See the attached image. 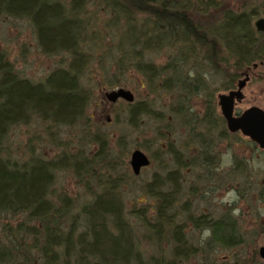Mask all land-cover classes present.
I'll list each match as a JSON object with an SVG mask.
<instances>
[{"label":"trees","instance_id":"trees-1","mask_svg":"<svg viewBox=\"0 0 264 264\" xmlns=\"http://www.w3.org/2000/svg\"><path fill=\"white\" fill-rule=\"evenodd\" d=\"M83 1L71 0L67 6L62 0H0V17L29 20L44 53L70 55L66 67L58 66L42 80L33 81L17 73L6 54L0 51V146L13 126L40 119L59 127L80 125L81 139L88 138L89 143L97 147L90 149L89 154L78 148L53 159L32 157L22 163L11 161L0 148V218L2 215L24 218L14 226H2L3 232L6 231L0 239V264H180L193 255L204 256L216 244L227 247L233 244L234 237L238 242V235L234 234L237 224L226 219L227 214L218 219L205 214L191 219L195 229L212 232L195 250L187 242L183 224L173 225L170 232L168 227L176 217V212H171L176 195L172 190H162L166 178L154 177L151 185L145 186V192L155 198L152 207L144 204L129 211L140 220L146 233L140 235L127 217L120 189L127 183L128 176H111L122 163L123 152L111 153L108 138L98 130L92 131L93 123L86 113L90 97L81 78L89 55L83 46L93 41L94 32L87 34L85 19L80 14L84 9ZM235 1V8L222 9L217 24L204 28L192 18L190 8L181 0L112 1V12L117 18L124 6L130 12L142 13L151 19L147 29L140 30L143 52L168 45L178 47L180 57L170 55L164 65L135 61L134 68L150 81L169 71L161 87H166L165 92L179 88L180 94L173 98L170 107L189 118L187 128L204 127L198 134L190 131L194 133V143L203 148L204 154L208 141L212 140L206 139V135L217 125V120L209 109L201 118L195 117L191 107L185 104L187 100L183 102L185 97L181 94H195L204 80L196 72L194 76L190 72L183 74L182 67L195 53H202L201 59L208 63L207 67L231 79L242 76L243 72L249 74L257 67L264 68V31L253 27L258 11L249 5L250 0ZM131 27L127 28L129 35L136 30ZM133 35L136 42L137 35ZM126 55L133 57L132 51H122V56ZM217 57L223 63L219 69L213 66L216 62L213 59ZM227 57L234 61L231 74L225 69L230 67ZM118 62L123 65L121 58ZM121 71L119 67L112 74L111 84L120 81ZM155 111L152 103L146 101L127 102V123L135 128L142 117L160 118L161 112ZM204 130L205 134L200 135ZM65 169H72L78 182L91 194L90 199L80 205L78 213L73 212L77 203L71 196L64 190L54 191L56 172ZM142 238L159 247L170 241L172 260L154 258L145 263Z\"/></svg>","mask_w":264,"mask_h":264},{"label":"rangeland","instance_id":"rangeland-1","mask_svg":"<svg viewBox=\"0 0 264 264\" xmlns=\"http://www.w3.org/2000/svg\"><path fill=\"white\" fill-rule=\"evenodd\" d=\"M62 1L67 6L71 2V0ZM112 1H83L84 9L80 14L85 19L87 34L94 32V39L83 46V50L89 55V62L85 67L81 83L90 97L86 113L90 117V123H93L92 131L98 130L105 134L112 148V154L123 152L122 163L111 172V176L113 178L124 174L128 176L127 183L120 189L127 217L137 227L140 235L146 233L140 220L130 215L129 211L144 204L152 207L155 198L145 192V186L151 185L154 177L159 180L166 178L162 190L167 192L172 190L176 195L171 209V212H176V217L168 227L170 232L173 225L185 224L188 216L205 214L213 217L229 211L238 220L240 233L246 238V243L243 245L232 248L214 247L204 256L199 253L183 260L180 264H208V262L225 264L235 258H246L250 253L254 257L259 246L264 244V153H260L255 144L241 133L232 134L227 130L225 122L221 120L217 104V95L226 93L242 76L231 79L226 74H219L216 69L207 67L208 63L201 59L202 53H195L182 67L183 74L190 72L194 76L196 72L204 80L200 93L181 94L182 98L185 97L183 102L187 100L185 104L191 107L195 117L201 118L209 109L217 120V125L209 129L210 134L206 135V139H212L211 147L219 161L211 168L204 166L205 164L197 165L191 157L196 152L195 148L199 149L200 145L193 142L192 136L204 127L200 125L201 127L194 128L195 130L187 128L189 118L182 117L173 110L174 107H170L174 102L173 98H177L180 93L178 87L168 92L164 91L166 87L162 89L161 84L169 75V71L158 79L150 81L134 68L133 63L136 61L151 62L156 66L164 65L168 57L169 59L172 56L180 57L177 52L178 47L168 45L151 52H143L140 30L147 29L151 19L142 13L130 12L122 5L121 16L117 18V14L112 12ZM181 2L190 8V15L203 28L215 22L217 24L225 6L231 8L237 6L235 0H181ZM249 5L258 11L253 19L255 28L254 21L258 17L264 18V0H250ZM128 27L136 30L129 35ZM135 33L138 38L136 42L133 35ZM219 47L217 44L216 50L219 51ZM127 50L132 51V58L127 55L122 56V51ZM0 51L6 54L17 73L33 81L42 80L58 66L66 67L70 59L67 53H44L38 45L30 21L8 16L0 17ZM120 58L123 61L122 66L118 62ZM227 59L230 67L225 69L231 74L234 61L228 57ZM214 60L215 68L223 66L218 57ZM119 67L123 70L122 73L120 72V81L111 84L112 74L118 71ZM249 75V80L243 89L244 98L236 105V111H242L253 105L264 109L263 66L250 71ZM233 79H235L234 83H232ZM118 87L131 90L135 101L152 103L153 110H156L157 114L161 112L160 118L142 117L137 127L129 126L126 120L127 102L118 99L112 103L105 97V92ZM80 128V125L59 127L42 122L40 119H33L28 124L13 126L3 139L0 148L4 156L18 163L32 157L49 160L67 151L75 152L78 148L89 154L90 149L96 150L97 147L95 144H90L88 138L81 139ZM219 135L222 136L221 139H218ZM134 149L142 150L150 159V164L143 167L138 175L133 174L129 164L130 153ZM90 184L96 189L93 181ZM212 186L215 187L214 190ZM62 190L76 201L74 213L80 211V205L89 200L91 195L78 182L72 169L56 172L54 191L57 193ZM200 195L204 198L200 199ZM1 217L0 239L6 231L3 232L2 226L11 227L17 221L24 219L22 216L11 218L2 215ZM183 230L188 244L194 250L198 249L202 240L208 235L207 231L201 234L197 229L187 226H183ZM172 247L170 241L159 247L142 238L144 262H152L154 258L159 261L161 259L171 261Z\"/></svg>","mask_w":264,"mask_h":264},{"label":"water","instance_id":"water-1","mask_svg":"<svg viewBox=\"0 0 264 264\" xmlns=\"http://www.w3.org/2000/svg\"><path fill=\"white\" fill-rule=\"evenodd\" d=\"M254 26L256 30L264 31V18L258 17L254 21ZM248 80L249 74L245 72L243 78L238 80L237 88L230 90L228 93L219 94L218 102L221 113L225 118L227 129L231 132L238 131L242 133L257 143L259 147L264 148V109L253 105L243 110L239 115L234 114L235 99L236 101L242 99V88ZM105 97L112 103L118 99H123L127 102L134 101L133 92L124 87H118L105 92ZM129 164L132 172L138 175L141 168L150 164V159L142 150L134 149L130 153ZM260 252L264 257V246L260 248Z\"/></svg>","mask_w":264,"mask_h":264},{"label":"flooded vegetation","instance_id":"flooded-vegetation-1","mask_svg":"<svg viewBox=\"0 0 264 264\" xmlns=\"http://www.w3.org/2000/svg\"><path fill=\"white\" fill-rule=\"evenodd\" d=\"M244 73L245 72H243V73H241L242 74V78H243V76H244ZM238 82V81H237ZM247 84V83H246ZM204 84H202V86H203ZM246 86V85H245ZM245 86L242 88V99L240 100V101H236V99H235V105H234V114L235 115H239L242 111H236L235 110V107H236V105L239 103V102H241L242 100H243V98H244V93H243V89L245 88ZM200 88H201V85H200ZM237 88V83L235 84V86H232L231 88H229L228 89V91L226 92V93H228L230 90H235ZM201 90V89H200ZM200 90H198V92H196L195 94H198V93H200ZM219 95V94H218ZM218 95H217V104H218V107H219V111H220V115H221V120L223 119V121L225 122V125H226V121H225V118L223 117V115H222V113H221V110H220V106H219V102H218ZM245 110V109H244ZM203 116V115H202ZM226 128H227V126H226ZM228 130V129H227ZM229 131V130H228ZM230 133H232V134H235V133H238V131L237 132H231V131H229ZM204 133V132H203ZM240 133V132H239ZM196 134H198L197 132H196ZM200 135L202 134V132H200L199 133ZM210 134V133H209ZM242 134V133H241ZM243 135V134H242ZM244 136V135H243ZM215 137V136H214ZM219 137V136H218ZM245 137H247V136H245ZM247 138H249V137H247ZM218 139H221V137H219ZM250 139V138H249ZM251 140V139H250ZM252 141V140H251ZM194 142V141H193ZM254 144H256L255 145V147H257L259 150H260V153H264V148H262V147H259V145L257 144V143H255L254 141H252ZM211 144H212V140H210V141H208V145H209V147L207 148V151H206V153L204 154V150H203V148L200 146L199 147V149L198 148H195V150H196V152H195V154L191 157V159L193 160V162L194 163H196L197 165H199V164H205L204 166H209L210 168H211V166L212 167H214L217 163H218V159L219 158H217L218 156L216 155V153L214 152V150L212 149V147H211ZM204 159L206 160V162H204ZM208 162H210V163H208ZM142 169V168H141ZM215 189V187H213L212 186V190H214ZM196 198V197H195ZM199 198L200 199H203L204 198V196L203 195H200L199 196ZM189 205H190V201H189ZM224 214H227V216H225V218L227 219H232L233 221H234V223H236L237 225H236V228H235V230H236V232H234V234H237L238 235V242L236 241V237H234L232 240H231V242H233V244H231V245H228L227 247H225V246H221L220 244H216L215 245V248L216 247H222V248H232V247H234V246H236V245H243V244H245L246 243V238L244 237V235L242 236L241 235V233H240V227H239V225H238V220H236L235 219V217L234 216H232V214L229 212H227V213H224ZM197 216H199V215H197ZM196 216V217H197ZM228 216H230V217H228ZM195 217V216H194ZM214 218H219L220 216L218 215V216H213ZM193 218V216H188V218H186L187 220H186V222H185V224H183V226L184 227H186L187 226V228L188 227H191L192 229H195L193 226H192V221H191V219ZM198 230V229H197ZM201 234H202V232H203V230H198ZM204 231H207L208 232V235H207V237H205V239H203V240H208L209 239V236H210V234H212V232L210 231V229H207V230H204ZM211 232V233H210ZM202 240V241H203ZM212 240V239H211ZM201 241V240H200ZM208 246L210 245V244H207ZM264 246V244L263 245H261V246H259V248L257 249V252H256V254L254 255V257H252L253 255H252V253H250L246 258H243V259H240V258H235V260H233L232 262H225V264H264V257L262 256V254H261V252H260V248L261 247H263ZM210 248H211V246H210ZM214 248V247H213ZM218 264H220V263H218ZM222 264V263H221Z\"/></svg>","mask_w":264,"mask_h":264}]
</instances>
